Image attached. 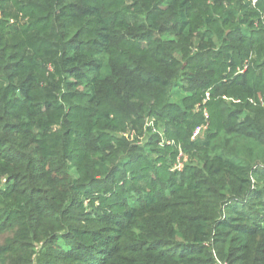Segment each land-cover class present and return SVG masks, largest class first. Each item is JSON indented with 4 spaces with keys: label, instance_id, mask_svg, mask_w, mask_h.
I'll list each match as a JSON object with an SVG mask.
<instances>
[{
    "label": "trees",
    "instance_id": "16d2710c",
    "mask_svg": "<svg viewBox=\"0 0 264 264\" xmlns=\"http://www.w3.org/2000/svg\"><path fill=\"white\" fill-rule=\"evenodd\" d=\"M262 16L0 0V264H264Z\"/></svg>",
    "mask_w": 264,
    "mask_h": 264
},
{
    "label": "built area",
    "instance_id": "2783aa9c",
    "mask_svg": "<svg viewBox=\"0 0 264 264\" xmlns=\"http://www.w3.org/2000/svg\"><path fill=\"white\" fill-rule=\"evenodd\" d=\"M248 2H250L253 6L256 4L257 0H247ZM261 19L263 20L264 19V16L261 17ZM242 71V70H240ZM205 114V117L207 118V114L206 112L204 113ZM206 128V125H202V126H198L195 128L194 132H193V136H196L198 135L202 130H204ZM176 167L177 168H180L181 167V164L180 162H178L176 164Z\"/></svg>",
    "mask_w": 264,
    "mask_h": 264
}]
</instances>
